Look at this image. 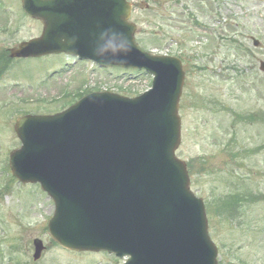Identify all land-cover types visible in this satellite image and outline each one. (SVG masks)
<instances>
[{
	"label": "rangeland",
	"instance_id": "obj_1",
	"mask_svg": "<svg viewBox=\"0 0 264 264\" xmlns=\"http://www.w3.org/2000/svg\"><path fill=\"white\" fill-rule=\"evenodd\" d=\"M128 1L135 7L131 22L138 28L139 47L182 59V136L176 154L188 164L193 192L206 203L241 190L264 193V122L245 125L232 120L233 113L260 109L264 116V75L258 69V61H264V0H150L145 2L147 12L140 9L143 0ZM20 10L19 0H0V51L41 34L40 24L25 21ZM191 15L208 30L194 27ZM213 25L226 35L223 41L215 36ZM234 39L239 44H231ZM239 45L250 53L239 51ZM68 65L72 60L61 55L22 60L1 76L0 192L6 185L11 189L0 195V264H118L106 253L69 252L54 245L45 230L52 202L39 186L14 185L6 173L9 153L20 147L12 130L17 110L56 113L74 101L76 93L106 90L130 98L151 88L152 76L141 72L105 71L89 63L71 72ZM228 65L237 67L236 75L226 70ZM228 73L233 80L224 78ZM75 77L82 80L80 85L72 84ZM37 100L43 105H35ZM13 102L18 108L6 105ZM216 102L220 112L214 114ZM203 103L208 107L201 108ZM209 235L218 248L219 264H264V202L247 204L232 218H209ZM35 239L48 247L37 262L32 257Z\"/></svg>",
	"mask_w": 264,
	"mask_h": 264
},
{
	"label": "water",
	"instance_id": "obj_2",
	"mask_svg": "<svg viewBox=\"0 0 264 264\" xmlns=\"http://www.w3.org/2000/svg\"><path fill=\"white\" fill-rule=\"evenodd\" d=\"M22 2L45 27L41 39L12 50L13 57L71 48L103 67L154 74L151 91L141 97L93 94L64 113L24 116L15 124L22 147L10 155V168L21 183H40L55 202L50 234L69 250L128 256L127 264H217L204 206L190 193L186 166L174 154L181 134L180 62L138 49L126 0H90L91 16L78 23L65 46L60 45V0ZM118 32L129 37L132 49L126 57L118 51L116 59L107 46L112 41L119 50L125 43ZM34 245L38 260L43 245Z\"/></svg>",
	"mask_w": 264,
	"mask_h": 264
},
{
	"label": "clouds",
	"instance_id": "obj_3",
	"mask_svg": "<svg viewBox=\"0 0 264 264\" xmlns=\"http://www.w3.org/2000/svg\"><path fill=\"white\" fill-rule=\"evenodd\" d=\"M116 34L119 35L120 37H122L125 43L119 46V50L117 49V45L114 42H112V41H109L107 47L110 48V49H112L113 50V53L116 55V59H119L121 56H119L117 54L118 51H122L124 57H126L127 55H129L131 53L132 41L123 32H118ZM94 55H95V53H94Z\"/></svg>",
	"mask_w": 264,
	"mask_h": 264
},
{
	"label": "flooded vegetation",
	"instance_id": "obj_4",
	"mask_svg": "<svg viewBox=\"0 0 264 264\" xmlns=\"http://www.w3.org/2000/svg\"><path fill=\"white\" fill-rule=\"evenodd\" d=\"M4 56L2 55V53H1V51H0V65H1V63L2 62H4ZM15 61H18V60H15ZM239 83H241V80L239 81ZM251 83H253V82H251ZM244 86V83L242 82V87ZM246 92V91H245ZM250 113H253V117H254V119L255 120H257V121H259V123H261V122H263L264 121V116H263V111L260 109L259 111H258V113H255V112H248L247 114L249 115ZM245 117V114H237V115H235L234 113H233V119L232 120H237V119H243Z\"/></svg>",
	"mask_w": 264,
	"mask_h": 264
}]
</instances>
